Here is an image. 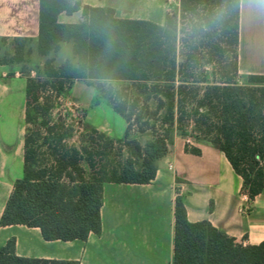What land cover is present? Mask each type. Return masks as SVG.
I'll use <instances>...</instances> for the list:
<instances>
[{"label": "trees", "instance_id": "16d2710c", "mask_svg": "<svg viewBox=\"0 0 264 264\" xmlns=\"http://www.w3.org/2000/svg\"><path fill=\"white\" fill-rule=\"evenodd\" d=\"M239 2L178 0L177 12L157 25L118 19L112 9L80 0H38L35 49L44 60L40 75L26 79L22 175L13 183L0 227L38 228L44 241H85L98 234L103 184L153 181L175 125L182 131L189 124L197 139L224 154L249 201L259 195L264 190V76L237 82ZM78 11L81 22L58 21L60 14ZM62 44L70 45L71 57L54 66L49 56ZM11 47L0 64L28 62L30 40L13 38ZM70 81L107 83L104 98L126 124L118 141L130 151L124 161L98 165L115 142L94 128L79 147L67 145L71 128L50 115L53 99ZM95 88L101 92L102 84ZM131 131L150 132L153 138L141 145L129 139ZM185 150L200 153L188 144ZM0 264L78 263L18 257L10 238L0 247ZM173 264H264V242L241 247L207 221L190 223L177 195Z\"/></svg>", "mask_w": 264, "mask_h": 264}, {"label": "crops", "instance_id": "0c3cea01", "mask_svg": "<svg viewBox=\"0 0 264 264\" xmlns=\"http://www.w3.org/2000/svg\"><path fill=\"white\" fill-rule=\"evenodd\" d=\"M80 1L83 5L112 9L118 19L163 25L167 15L160 0ZM58 21L79 23L81 13L60 14ZM37 34L38 0H0V55L12 54L13 38L30 40V54H36ZM66 45L70 48L69 44L61 47ZM236 54L240 83H246L249 76H264V4L259 0L239 2ZM20 70L19 64H0V101L12 90L14 82L21 80ZM25 83L19 87L25 88ZM76 89L78 94L90 91L93 95L95 91L80 86ZM90 125L113 139L102 124ZM125 128L121 137L115 139L123 138ZM187 142L199 150V155L185 150ZM14 156L20 157L23 165V140L13 153L0 145V216L14 181L20 178L10 176L8 169ZM156 168L155 178L149 184H103L100 232L89 234L85 241H44L38 228L12 225L0 227V247L14 238L15 255L21 258L78 264H173L177 195L184 200L190 223L207 221L241 247L264 242V190L249 201L241 192V178L212 144L201 139L190 142L174 133L170 135L167 154L156 162ZM243 207L249 208L247 213L240 212Z\"/></svg>", "mask_w": 264, "mask_h": 264}, {"label": "rangeland", "instance_id": "374dc122", "mask_svg": "<svg viewBox=\"0 0 264 264\" xmlns=\"http://www.w3.org/2000/svg\"><path fill=\"white\" fill-rule=\"evenodd\" d=\"M160 3L162 8L166 11V14H172L178 10V0H160ZM0 56L3 58L5 55L1 54ZM49 58L53 60L54 66L63 64L66 60L70 59L69 46L66 45L61 47L57 53L50 55ZM43 60L44 59L32 53L28 57V62L19 64L21 65L19 74L21 80L14 82L12 90L7 92L0 101V145L7 152L11 151V153H13L15 151L23 135V108L25 96L24 88L19 86L23 81H26L28 77L37 78L38 75H40ZM219 70L220 66L216 63L217 78L219 77ZM236 79L237 82L240 83V78ZM244 83L245 82H241L240 84ZM99 84H102L101 92H97L95 88ZM79 86L86 90L93 88L95 91H92L93 95L90 94L91 92L89 90V93L81 92L78 94L76 88ZM107 89V83L104 84L94 81L78 83L74 81L66 82L59 98L53 99V109L50 115L52 120L62 119V121L71 128V138L67 141L68 146L79 147L82 140H87L88 130L92 128L90 124H102L104 128H108L110 135L113 137L111 140L115 143L109 155L99 162L98 165L116 164L117 162L124 161L125 158L130 155L129 149L123 144L118 143L119 139H115L121 137L125 128V122L111 109L104 98L103 92H106ZM149 107L151 109L154 108V102L151 100L149 101ZM177 128V125L173 126L170 129V135L176 133L185 137L186 140L190 142L197 139L196 135L192 132V126L189 124L186 125L182 131ZM99 132L102 133V131ZM152 138L150 132L138 134L131 131L129 134V139H135L141 145H145L148 141L152 140ZM188 145H190V143H188ZM81 167L85 169L87 174L89 170L87 165L82 162ZM8 169H10V176L21 177V158L14 156V160L10 167L8 166Z\"/></svg>", "mask_w": 264, "mask_h": 264}, {"label": "built area", "instance_id": "2783aa9c", "mask_svg": "<svg viewBox=\"0 0 264 264\" xmlns=\"http://www.w3.org/2000/svg\"><path fill=\"white\" fill-rule=\"evenodd\" d=\"M187 143H189V142H187ZM244 196H246L245 194H243ZM247 197V196H246ZM248 210H249V208L248 207H243V208H240V212L241 213H247L248 212Z\"/></svg>", "mask_w": 264, "mask_h": 264}, {"label": "clouds", "instance_id": "9594fccd", "mask_svg": "<svg viewBox=\"0 0 264 264\" xmlns=\"http://www.w3.org/2000/svg\"><path fill=\"white\" fill-rule=\"evenodd\" d=\"M259 2L261 3V4H264V0H259ZM224 15V12L222 11L221 13H220V16H223Z\"/></svg>", "mask_w": 264, "mask_h": 264}]
</instances>
